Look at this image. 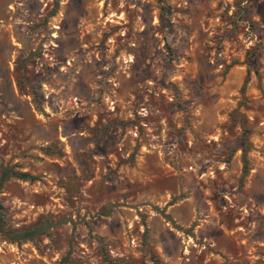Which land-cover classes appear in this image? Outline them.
Here are the masks:
<instances>
[{
  "label": "rangeland",
  "instance_id": "374dc122",
  "mask_svg": "<svg viewBox=\"0 0 264 264\" xmlns=\"http://www.w3.org/2000/svg\"><path fill=\"white\" fill-rule=\"evenodd\" d=\"M1 171L0 264H264V0H0Z\"/></svg>",
  "mask_w": 264,
  "mask_h": 264
},
{
  "label": "trees",
  "instance_id": "16d2710c",
  "mask_svg": "<svg viewBox=\"0 0 264 264\" xmlns=\"http://www.w3.org/2000/svg\"><path fill=\"white\" fill-rule=\"evenodd\" d=\"M246 78L243 81L241 89L244 88V85L246 84ZM241 162H242V171H241V178L245 176L246 174V160L244 158V155H241ZM9 178H15L19 181L22 182H28V183H33L37 179L29 175L28 173L25 172H13V171H1L0 174V186L7 181ZM3 222L2 220V215L0 214V224ZM49 221L44 220L41 225L35 226L31 229L27 230H10V229H3V227L0 226V234L3 235L4 239L13 242V243H22L25 241H31L33 238L38 237V235L44 234L45 230L49 226Z\"/></svg>",
  "mask_w": 264,
  "mask_h": 264
}]
</instances>
